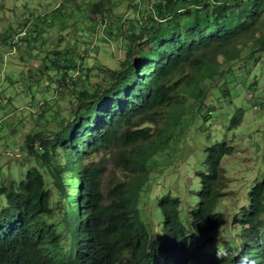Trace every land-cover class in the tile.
<instances>
[{"label": "trees", "instance_id": "16d2710c", "mask_svg": "<svg viewBox=\"0 0 264 264\" xmlns=\"http://www.w3.org/2000/svg\"><path fill=\"white\" fill-rule=\"evenodd\" d=\"M113 3L95 0L86 8L98 24L95 31L111 27ZM132 6L140 16L129 21L132 29L118 30L125 31L123 42L129 40L125 57L100 72L109 74V83L79 92L70 117L54 118V131L26 135V151L35 162L20 178L0 168V264H224L234 257L235 239L239 257L264 264V170L238 208L229 213L228 206L220 208L225 183L220 164L234 148L217 134L236 131L244 112L255 124L262 121L264 89H258L257 73L244 84L253 105L235 106L242 71L230 66L254 56L264 62V0H139ZM64 10L59 5L56 12ZM39 33L26 30L29 48L45 47ZM60 50L43 79L48 83L49 72L54 74L57 89L65 83L59 69L63 75L73 72L68 49ZM40 110L44 115V106ZM222 111L223 125L213 123ZM183 128L198 137L207 131L204 144L188 154L197 181L179 182L192 192L186 197L154 190L167 182H155L152 174L167 162L165 152ZM108 162L122 176L103 188ZM227 229L228 236L221 237Z\"/></svg>", "mask_w": 264, "mask_h": 264}, {"label": "rangeland", "instance_id": "374dc122", "mask_svg": "<svg viewBox=\"0 0 264 264\" xmlns=\"http://www.w3.org/2000/svg\"><path fill=\"white\" fill-rule=\"evenodd\" d=\"M93 1L95 0H0V71L3 69L11 74L10 80L0 89V168L6 176L10 171H14L15 178H20L26 167L35 162L32 154L26 151V135L43 130L47 133L54 131L57 126L54 118H58V121H66L70 117L79 92L83 89L92 91L95 83H101L102 87L109 83L111 79L109 74L100 73L101 69L106 68L103 70L106 71L116 68L125 57L129 40L123 42L121 36L125 35V31L120 33L118 30L120 28L126 30L129 21L140 16L132 6L133 2L137 4L139 0H114L115 3L109 6L112 8L108 20L111 27L106 28L105 32L101 28L95 31L98 24L92 22L88 18L89 15L86 16L85 10ZM59 5L65 7L62 14L56 12ZM147 5L145 1L140 7ZM25 28L33 32L40 30L39 37L45 40V47L42 46L40 50L35 49L34 46L29 48L25 39L24 41L21 39L24 37L16 39L23 33L18 35V32ZM129 28L132 29L131 26ZM109 29L111 33L107 34ZM95 38L99 55L98 51L94 52L88 46ZM247 44L249 45L250 41H247ZM60 48V52L68 49L66 55L72 58L82 55L83 65L90 71L89 77H86L84 73L79 75L82 70L77 65L72 75H63L61 73L63 70L59 69L57 75L59 78L64 77L65 83L57 90V82L54 81L55 86L52 84L54 74L51 72H49L48 83L43 82V79L48 78L43 65L52 63L57 56L56 50ZM143 48L149 49L145 45ZM35 51L40 53V58L34 56ZM218 60H221L220 56ZM245 63L246 61L241 58L230 66L231 69L240 67L246 71L245 77L241 74L237 75L236 88L239 93L232 99L235 106L244 101L253 105L251 90L245 88L244 84L254 80L257 75L258 89H264L262 58L259 56L256 59L254 56L249 61L252 69L248 72L243 66ZM39 67L41 72L37 73ZM255 73H257L256 76H254ZM70 77L72 78L69 79ZM209 99H211L210 94L207 100ZM231 104L226 105L225 109L231 110ZM186 105L187 103L184 104ZM250 105L246 106V110L253 113L254 109ZM41 106H44L46 110L44 115H42L43 110L39 111ZM260 115L262 121L255 124L252 122L253 117L244 112L241 116V124L236 131L217 133L222 138L227 136L234 148L220 164L223 168L225 183L222 189L224 195L219 199V207L225 209L228 206L227 213L230 209L238 208L237 204L247 198V192L252 183L261 179L264 170V111ZM219 117L218 122L215 120L212 122L223 125L221 123L225 117L223 111ZM213 130L210 136H214ZM237 130L241 135L236 136ZM201 133L205 137H198L193 131L183 128L179 139L170 143V147L165 152L169 159L157 165L152 171L153 175H157L155 182L166 181L167 185L165 187L153 186L154 190H170L185 197L192 194V192L189 193L188 188H180L179 182L197 181L194 177V172L197 170L195 161L194 159L189 160L188 154L196 152L198 145L206 141L207 131ZM202 162V160L197 161V164ZM181 175L182 179L179 180ZM121 176L122 172L114 169L108 162L107 170L102 176L103 188ZM233 214L234 212L231 216ZM159 220L160 216L155 213L153 216L154 231L157 230ZM226 226L229 228V221ZM228 232L229 229L224 235L220 232L221 237L228 236Z\"/></svg>", "mask_w": 264, "mask_h": 264}, {"label": "clouds", "instance_id": "9594fccd", "mask_svg": "<svg viewBox=\"0 0 264 264\" xmlns=\"http://www.w3.org/2000/svg\"><path fill=\"white\" fill-rule=\"evenodd\" d=\"M23 32V33H22ZM19 33H22L20 36H17V37H24V36H27V34H26V28L24 29V30H22L21 32H18V34ZM21 39H23L24 40V38H21ZM121 40H122V36H121ZM89 48L91 49V50H93L94 52L95 51H98V48H97V39L95 38L94 39V41L91 43L90 42V45H89ZM97 53H99V51L97 52ZM34 54V56H36L37 58H40L41 57V55H40V53L39 52H34L33 53ZM99 55V54H98ZM71 57V56H70ZM219 57V56H218ZM73 59V61H72V63H71V69H72V71H74L73 69L74 68H76V65L78 66V68H81V73L79 74V75H82L83 73L84 74H86L87 73V68H85L86 66H84L83 65V59H82V55L80 56V57H73L72 58ZM244 59V58H243ZM245 60V59H244ZM246 61V60H245ZM36 63H39L38 61H36ZM48 64H50V63H48ZM48 64H44L43 66H44V68L46 67V66H48ZM243 66L247 69V72L249 71V70H251L252 69V67L250 66V64H249V62L247 63H245V64H243ZM249 66V67H248ZM241 73H238V74H241L243 77H245L246 76V71H244V70H242L241 69ZM39 72H41V69H40V67H39V69L37 70V73H39ZM72 74H73V72H72ZM77 74H75V76H76ZM10 76H11V74L9 73H6L3 69H2V71H0V89L1 88H3L4 86V84L7 82V81H9L10 80ZM72 78V77H71ZM70 78V79H71ZM252 81H254V80H251V81H249V82H252ZM58 90V89H57ZM252 93V92H251ZM72 187L73 186H71V189L69 190V191H71V193H72ZM241 241H242V243H244V244H246V245H250V244H253V240L252 239H246V238H241L240 239ZM231 245H232V247H233V255H234V257H232L231 256V261L229 262V263H224V264H256V263H254L253 261H252V259H250V258H241V257H239V254H240V249H241V247H240V241L239 240H233L232 242H231ZM254 260V259H253ZM257 264H259V263H257Z\"/></svg>", "mask_w": 264, "mask_h": 264}, {"label": "built area", "instance_id": "2783aa9c", "mask_svg": "<svg viewBox=\"0 0 264 264\" xmlns=\"http://www.w3.org/2000/svg\"><path fill=\"white\" fill-rule=\"evenodd\" d=\"M19 34H21V33H19ZM19 34H18V35H19ZM19 36H20V35H19ZM16 39H18V37H16Z\"/></svg>", "mask_w": 264, "mask_h": 264}, {"label": "crops", "instance_id": "0c3cea01", "mask_svg": "<svg viewBox=\"0 0 264 264\" xmlns=\"http://www.w3.org/2000/svg\"><path fill=\"white\" fill-rule=\"evenodd\" d=\"M46 51H48L47 49H45Z\"/></svg>", "mask_w": 264, "mask_h": 264}]
</instances>
